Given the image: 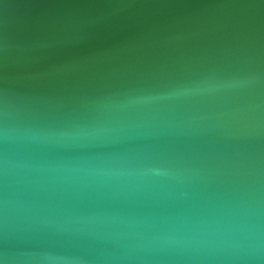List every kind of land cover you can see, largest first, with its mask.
Segmentation results:
<instances>
[{
    "label": "water",
    "instance_id": "obj_1",
    "mask_svg": "<svg viewBox=\"0 0 264 264\" xmlns=\"http://www.w3.org/2000/svg\"><path fill=\"white\" fill-rule=\"evenodd\" d=\"M0 264H264V0H0Z\"/></svg>",
    "mask_w": 264,
    "mask_h": 264
}]
</instances>
